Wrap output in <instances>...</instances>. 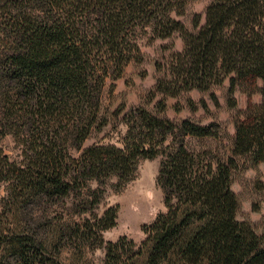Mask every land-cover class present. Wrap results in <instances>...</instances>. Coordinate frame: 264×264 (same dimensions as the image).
<instances>
[{
  "label": "trees",
  "instance_id": "trees-1",
  "mask_svg": "<svg viewBox=\"0 0 264 264\" xmlns=\"http://www.w3.org/2000/svg\"><path fill=\"white\" fill-rule=\"evenodd\" d=\"M189 1L0 0V264H65L59 255L68 230L105 247L101 264H135L142 255L141 264H264V238L237 218L239 199L231 188L237 157L264 161V0H211L204 22L196 13L192 28L178 17ZM174 33L182 48L155 63L149 99L161 95L157 111L144 105L126 111L122 145L84 146L110 122L102 104L108 81L113 91L126 66L144 60V38ZM226 79L229 106L237 105V86L254 90L259 80L263 98L237 120L223 156L187 143L218 138L219 123L173 121L160 113L168 97L209 91ZM213 101L220 104L215 94ZM187 105L199 107L192 97ZM200 105L208 109L206 100ZM158 155L166 209L143 225L138 246L126 235L103 238V230L116 225L118 204L94 215V223L80 217L53 227L47 219L52 202L89 180L99 185L79 213L99 202L110 177L124 186L142 160Z\"/></svg>",
  "mask_w": 264,
  "mask_h": 264
},
{
  "label": "rangeland",
  "instance_id": "rangeland-1",
  "mask_svg": "<svg viewBox=\"0 0 264 264\" xmlns=\"http://www.w3.org/2000/svg\"><path fill=\"white\" fill-rule=\"evenodd\" d=\"M211 0H190L186 12L178 16L188 28H192L194 14H202V22L205 19V10ZM182 38L179 33L170 37L156 38L148 41L142 40L141 49L144 53L142 62L129 63L123 75L115 81L113 91H110L111 81H108L103 94V111L110 115V122L101 131H93L84 146L93 143H115L122 145V139L126 133V125L121 120L123 114L138 105H144L150 111L156 112V102L161 98L157 95L152 101L149 92L153 88L158 72L155 63L161 60L173 49L182 48ZM229 81L226 79L222 85H216L209 91L193 89L186 94L167 98V108L160 115L173 121L190 118L198 122L209 123L215 121L220 125L218 138L189 137L187 143L191 147H210L215 152L226 156L235 134V123L246 114L247 107L258 105L262 102V93L259 88L262 81L259 80L254 90L247 86H237L234 95L237 105L231 107L227 103ZM213 94L217 96L220 104L213 101ZM192 97L199 107L192 110L187 105V98ZM206 100L208 109L200 105V100ZM183 107L175 109V104ZM124 107L122 113L116 118L112 113L120 107ZM6 149L11 151L12 138L7 136L3 140ZM161 155L147 158L140 162L137 175L124 186L118 184L116 176L110 177L103 188L99 202L86 211L78 212L87 198H92V190L99 183L97 180H89L87 186L77 189L69 197H65L49 206L47 219L53 227L63 222L69 224L73 219L90 217V223L95 222L94 215L101 216L111 205L118 204V217L116 225L103 230L105 241H115L126 235L133 239L137 246L145 237L143 225L154 221L158 213L166 209L164 193L157 182ZM231 188L239 199L237 218L252 223L256 231L264 238V161L253 163L247 156L237 157V166L233 169ZM150 195V196H149ZM149 198V199H148ZM89 207V206H88ZM83 235L65 231L61 235V247L59 258L65 264H101L105 257V247L97 246L95 237L84 239ZM136 246V247H137ZM144 255L140 256L135 264H141Z\"/></svg>",
  "mask_w": 264,
  "mask_h": 264
},
{
  "label": "bare ground",
  "instance_id": "bare-ground-1",
  "mask_svg": "<svg viewBox=\"0 0 264 264\" xmlns=\"http://www.w3.org/2000/svg\"><path fill=\"white\" fill-rule=\"evenodd\" d=\"M150 196V195H149ZM149 199V198H148Z\"/></svg>",
  "mask_w": 264,
  "mask_h": 264
}]
</instances>
